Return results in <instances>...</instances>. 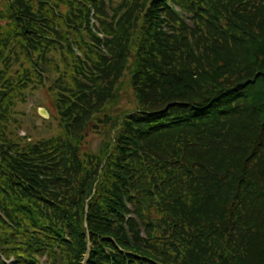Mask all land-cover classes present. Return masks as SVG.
I'll return each instance as SVG.
<instances>
[{"label": "trees", "instance_id": "obj_1", "mask_svg": "<svg viewBox=\"0 0 264 264\" xmlns=\"http://www.w3.org/2000/svg\"><path fill=\"white\" fill-rule=\"evenodd\" d=\"M1 256L264 264V0H0Z\"/></svg>", "mask_w": 264, "mask_h": 264}, {"label": "rangeland", "instance_id": "obj_2", "mask_svg": "<svg viewBox=\"0 0 264 264\" xmlns=\"http://www.w3.org/2000/svg\"><path fill=\"white\" fill-rule=\"evenodd\" d=\"M45 97L46 95L44 92H40V93L35 92L34 95L30 97V100L26 105L19 107V110L24 111L25 113L22 120L24 127L20 131L21 136H24L25 134H27V132H30L32 134L34 133L36 136L39 137H46L48 133L52 132V130L48 128V124L46 123V121L39 119L38 116L36 115V112L38 114L39 109L45 110L47 114L45 119L47 120L50 119V114L48 112V109L45 108V106L49 105L51 110L53 109V106L51 105V103L49 102L47 103V100L45 101L44 105H41V103L44 102L43 98L45 99ZM96 116L97 117L93 118L95 120L94 122L90 121V126H89L90 129L89 128L87 129L86 132L87 134L84 140H82L83 144L81 148L84 152L85 151L88 152L89 150H92L90 148L91 146L94 149L96 147L102 149L103 147L104 141L102 142V144L99 143L105 138L104 132L108 131L107 124L106 123L102 124L101 121L99 122L98 120L100 117H98L99 116L98 114H96ZM101 120H103V117L101 118ZM9 129L11 130V127ZM113 133L114 131L111 130V134ZM93 193L90 196H88V198H86L85 202L90 201V199L93 197ZM44 259L45 258L42 259L43 264H45ZM9 261H12V259Z\"/></svg>", "mask_w": 264, "mask_h": 264}, {"label": "water", "instance_id": "obj_3", "mask_svg": "<svg viewBox=\"0 0 264 264\" xmlns=\"http://www.w3.org/2000/svg\"><path fill=\"white\" fill-rule=\"evenodd\" d=\"M40 114H41L42 116H44V117H46V116H47V114H46L45 110H40Z\"/></svg>", "mask_w": 264, "mask_h": 264}]
</instances>
